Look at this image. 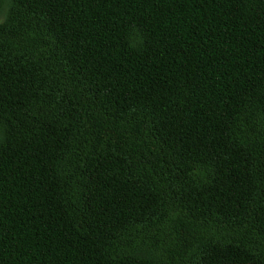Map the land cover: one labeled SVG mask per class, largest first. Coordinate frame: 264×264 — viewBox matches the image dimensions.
Returning <instances> with one entry per match:
<instances>
[{
    "label": "trees",
    "instance_id": "16d2710c",
    "mask_svg": "<svg viewBox=\"0 0 264 264\" xmlns=\"http://www.w3.org/2000/svg\"><path fill=\"white\" fill-rule=\"evenodd\" d=\"M0 264H264V0H0Z\"/></svg>",
    "mask_w": 264,
    "mask_h": 264
}]
</instances>
